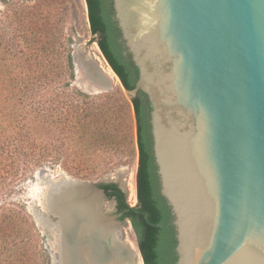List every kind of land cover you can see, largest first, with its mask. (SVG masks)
Segmentation results:
<instances>
[{
	"label": "water",
	"instance_id": "1",
	"mask_svg": "<svg viewBox=\"0 0 264 264\" xmlns=\"http://www.w3.org/2000/svg\"><path fill=\"white\" fill-rule=\"evenodd\" d=\"M113 3L139 68L136 87L125 90L132 98L142 89L152 105L161 190L177 231L176 264H264V0ZM76 56L89 91L111 88L110 78L100 83ZM118 173L124 190L125 172ZM46 181L48 211L37 206L34 214L47 240L51 231L57 236L55 251L49 249L52 264H62L64 245L79 243L83 224L72 219L96 202L108 217L99 184L117 180ZM59 221L64 228L70 221L78 233L66 237Z\"/></svg>",
	"mask_w": 264,
	"mask_h": 264
},
{
	"label": "trees",
	"instance_id": "2",
	"mask_svg": "<svg viewBox=\"0 0 264 264\" xmlns=\"http://www.w3.org/2000/svg\"><path fill=\"white\" fill-rule=\"evenodd\" d=\"M1 1L6 7L11 5L9 0ZM12 1H17L15 23H8V14L0 10V16H4L0 19V264L34 261L39 229L26 204L11 198L37 170L63 163L66 156L62 151L67 148L80 150L75 158L82 178L95 176L101 169V158L92 156V152L115 148L124 153L125 149L128 157L138 150L135 206L128 203L118 182L99 185L109 198L116 199L122 219L131 220L144 263L176 264L177 231L171 207L161 190L154 153L152 105L147 93L139 89L130 101L124 95L100 104L84 101L90 94L73 84L76 70L72 50L58 25L49 20L45 0ZM110 2L87 0L91 30L95 33L101 27L106 29L108 41H100L99 45L124 87L133 90L139 68L122 40L121 28L114 23V3ZM38 16L48 19L43 27L34 25L33 19ZM45 89L63 95L59 112L53 108L52 95L48 113L44 111ZM132 113L135 140L130 130ZM117 118L123 123L117 125ZM56 122L60 133L67 130L65 136L55 135ZM70 134L77 135L72 145L74 138H69ZM117 164L113 158L104 160L106 168L102 171Z\"/></svg>",
	"mask_w": 264,
	"mask_h": 264
},
{
	"label": "rangeland",
	"instance_id": "3",
	"mask_svg": "<svg viewBox=\"0 0 264 264\" xmlns=\"http://www.w3.org/2000/svg\"><path fill=\"white\" fill-rule=\"evenodd\" d=\"M34 2V0H32ZM11 4L9 7H6L2 1L0 0V10L5 11L8 14L6 18L8 23H15L16 22V3L17 1L9 0ZM45 9L48 13H50L49 20H53L52 22L57 24L59 27V31L63 36V40L67 42L69 48L72 50V55L75 62V70H76V77L73 82L81 90L85 91L86 93L90 94L88 97L84 99V101H88L89 103L100 104L106 103L108 101H114L119 98L121 95H124L129 101L131 100V96L126 92V88L123 86L122 81L118 74L112 69L108 60L104 57L102 50L98 44L97 37L91 30L90 20L88 16V4L86 0H45ZM44 15H47L45 12ZM4 16H0L2 19ZM44 19L40 16L34 17L33 22L35 26L43 27ZM45 21V22H46ZM11 24H8V31L10 32ZM10 38V34L7 35ZM77 54L80 57L85 58V66L91 70V65L89 57L94 60L100 69L105 72L110 70V79L112 82V86L109 90H95L89 91L88 85L90 83L89 78H87L86 73L83 71L81 64H79V59L77 58ZM23 60L24 58H20ZM93 67V66H92ZM92 71V70H91ZM109 75V74H108ZM95 76V74H94ZM96 77V76H95ZM85 78L84 82H81L80 79ZM98 81V80H97ZM102 83L101 81H99ZM58 90V89H57ZM59 91H55V93L47 92L46 89L44 90V111L48 113V109L50 108L49 99L50 96L54 98V105L53 108L59 112V107L64 100V97L58 96L57 93ZM110 96H112L110 98ZM120 119L117 118L116 124H122ZM56 132L55 135H62L65 136L66 132L60 133V126L58 122H56ZM122 127V126H121ZM130 127L132 130V135L134 140L136 139V124H135V115L134 113L130 116ZM120 132L119 130H117ZM122 131V129H121ZM46 134V133H44ZM69 138H74L71 142V145L76 142L77 135L70 134ZM123 138V137H122ZM124 139V138H123ZM66 156L65 161L63 163L57 164L55 166H45L42 169L37 170L32 178H29L24 182L16 191V193L11 198L12 200H21L27 206L28 212L32 215L34 220L36 221L37 227L40 232V236L38 240H36L35 244L38 250V254L33 256L34 261L30 264H52V254L49 248H52L55 251V246L53 244V240L57 238L53 231H51L52 240H47V237L44 233L43 226H39L35 216V208L39 206L44 211H48L47 207L45 206V194L47 190V185L44 183L46 178L52 179H59L62 176L66 177H74L77 179H81L84 181H92V182H101L106 178L110 177L111 179L117 180L120 185V181H118L119 173L118 172H125L123 179L127 182L128 179H133L135 184V196H131L128 193L127 188L124 191L127 194V201L131 206H135L138 203V195H137V170L139 165V153L138 150L132 151V153L127 157V153L123 151L120 152V149H110V150H98L92 152V156L96 158H101L100 160V171L95 175L91 176L90 178H82L83 174L78 172V165L77 159L75 156L81 154L80 150L76 148H67L62 151ZM109 158H113L117 165L110 167V169L106 171H102L106 168L104 164V160ZM119 162H121L119 164ZM124 162V163H122ZM111 166V165H110ZM99 167V168H100ZM42 170L43 173L41 174L39 171ZM115 202V206L111 208V204ZM103 209L107 212L108 218L111 219L113 223H119V226L116 224L119 230V239L123 244H127L126 239H130L131 243L135 246L138 253L142 257L141 250L138 245V236L137 233L132 225L130 219H122L121 213L118 210L117 201L114 198H109L108 196L105 198L103 202ZM107 219V218H106ZM108 220V219H107ZM109 221V220H108ZM58 230V229H57ZM122 234V236H121ZM129 247V245H128ZM130 248V247H129ZM135 264V262H133Z\"/></svg>",
	"mask_w": 264,
	"mask_h": 264
},
{
	"label": "bare ground",
	"instance_id": "4",
	"mask_svg": "<svg viewBox=\"0 0 264 264\" xmlns=\"http://www.w3.org/2000/svg\"><path fill=\"white\" fill-rule=\"evenodd\" d=\"M89 62L93 75L95 74L99 81L102 82L105 79L110 78V70H112L111 68L109 71H107L109 74L108 75L100 69L96 62H94L95 64H92L91 61ZM123 177L121 180L126 184V188L130 197L135 196L136 189L133 179H128L126 182ZM57 180L58 179H53L54 182ZM44 183L47 185L48 190L50 184L47 183L46 179ZM99 205L100 204L96 202L93 206H87L85 208V212H81L79 216L72 219L73 222L80 220L83 224L81 229L78 231V235L80 237L79 243H75V236L71 238L73 234H71L72 236H69L71 238L70 241L74 240L73 242H68H70L72 248L74 247L75 252L74 254H71V246L66 247V245H64L65 248L62 255L63 263L62 261L61 263L75 264L76 262V264H133V262H135V264H145L143 257H141V255L138 253L130 239H126V242L130 248L128 245L123 244L120 241L118 227L115 223L111 222V219L102 214V208ZM110 207L112 208L113 206ZM36 211L37 208H35V212ZM62 224L63 223L61 221L57 223L58 231L62 229ZM70 224L71 222L69 221L68 225H65V228L63 224L62 232H64L66 237L70 231ZM46 225H49L47 221ZM72 228H74V226H72L71 229ZM77 229L79 228H76V230H71L70 233H74V231L77 232Z\"/></svg>",
	"mask_w": 264,
	"mask_h": 264
},
{
	"label": "flooded vegetation",
	"instance_id": "5",
	"mask_svg": "<svg viewBox=\"0 0 264 264\" xmlns=\"http://www.w3.org/2000/svg\"><path fill=\"white\" fill-rule=\"evenodd\" d=\"M87 1V0H86ZM108 2H109V4H111V2H110V0H108ZM88 4V3H87ZM112 5H113V2H112ZM115 10V9H114ZM111 16L113 17V19H114V23H118V20H117V18H116V14L114 13V12H112L111 13ZM90 24H91V22H90ZM101 27V26H100ZM95 34V36L97 37V42H98V44H99V42L101 41H108V34H107V31H106V29H104L103 27H101V28H99V31H97V32H95L94 33ZM122 40H123V42L125 43V41H124V38H122ZM100 46V45H99ZM101 48V47H100ZM102 50V49H101ZM102 53H103V55H104V57L106 58V55L104 54V52L102 51ZM107 59V58H106ZM108 60V59H107ZM109 62V61H108ZM110 64V63H109ZM111 66V65H110ZM112 67V66H111ZM113 69V68H112ZM114 70V69H113Z\"/></svg>",
	"mask_w": 264,
	"mask_h": 264
}]
</instances>
